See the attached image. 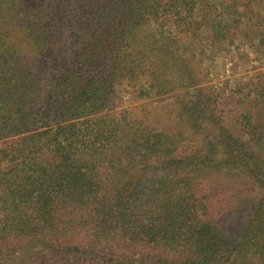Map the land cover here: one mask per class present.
Segmentation results:
<instances>
[{
    "label": "trees",
    "instance_id": "16d2710c",
    "mask_svg": "<svg viewBox=\"0 0 264 264\" xmlns=\"http://www.w3.org/2000/svg\"><path fill=\"white\" fill-rule=\"evenodd\" d=\"M216 12L0 0V264H264V82L236 133L186 55ZM142 82L171 128L116 109Z\"/></svg>",
    "mask_w": 264,
    "mask_h": 264
},
{
    "label": "rangeland",
    "instance_id": "374dc122",
    "mask_svg": "<svg viewBox=\"0 0 264 264\" xmlns=\"http://www.w3.org/2000/svg\"><path fill=\"white\" fill-rule=\"evenodd\" d=\"M239 1L241 4L232 6L213 0L215 22L212 15L211 24L202 27L195 40L185 39L189 48L186 55L197 59L202 74L198 87L216 96L212 105L216 114L236 133L239 103L245 99L256 106L255 94H245L264 82V0ZM116 90V109H125L138 120L147 117L162 127L175 123L173 96L156 97L145 82L135 87L120 85ZM183 145L189 146L187 142Z\"/></svg>",
    "mask_w": 264,
    "mask_h": 264
}]
</instances>
